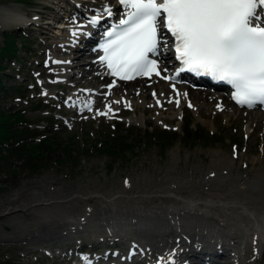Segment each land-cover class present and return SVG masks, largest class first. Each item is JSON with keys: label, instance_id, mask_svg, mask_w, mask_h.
<instances>
[{"label": "rangeland", "instance_id": "374dc122", "mask_svg": "<svg viewBox=\"0 0 264 264\" xmlns=\"http://www.w3.org/2000/svg\"><path fill=\"white\" fill-rule=\"evenodd\" d=\"M73 1L78 3L76 6L80 11L76 12L71 0H0V42L4 33L15 34L18 47L17 62L11 59L8 65V56L3 59L4 69L0 75L4 87L1 89L0 105L4 109L21 108L32 126L41 129L48 126L51 132L57 131L55 136L59 142L67 143L75 150L72 155L77 156L72 161L66 154L63 155L61 148H57L52 156H62L59 158L62 164L48 160L38 170L16 173L0 185V254L9 255L22 264H73L72 254L87 259L88 256L93 258L106 252L110 256L114 250L121 249L124 256L128 246L137 245L136 238L149 242L158 237L155 243L162 245L159 249L164 246L169 249L171 244L178 251L186 252L190 246L187 240L203 234L196 224L201 221L179 216L177 221L182 229L175 231V226L168 220L155 216L157 213L166 214L160 207L174 199L165 196L166 193L164 197L163 194L149 193L154 188L151 186L158 183V188H165L166 184L175 187L185 179L193 182L201 178L217 180L226 176L246 179L247 186L250 182L259 181L258 190L263 191L264 113L254 109H236L224 95L208 89L216 99L207 105L199 103L195 106L194 97L190 96V102L185 99L181 105L176 104L166 110L161 101L153 103L154 96L143 100L137 92L130 96V107L119 104L121 107L117 105L107 115H98V110L103 112L101 108L105 102L122 96L119 91L116 95L104 96L107 79L98 82L92 78L94 72L88 69L82 71V74L88 73L81 78L60 79V75H55L57 72H51L58 67L53 62L63 60L70 51L68 47H60L56 43L67 42L68 32L79 27L78 19V22L88 25L86 19L77 14L86 10L82 1ZM67 9L73 12L68 14ZM21 15L25 16L24 22L34 19L41 26L22 24L23 19L19 20ZM67 18L75 22L66 23ZM24 37L31 39L32 46H27L29 50L24 47ZM91 58L89 56L87 60ZM81 62L82 59L79 60ZM71 65L70 71L80 75L78 68ZM23 84L26 91L20 102L17 100L19 95L12 94L11 89ZM133 85L137 84L125 87ZM99 87L101 97L95 94ZM134 87V90L139 89L138 85ZM167 89H170L168 85ZM71 98L81 101L91 98L96 101V106H91L93 112L88 111L85 105L83 110L77 111L70 104ZM187 119L192 121L193 128L200 127L205 134L216 135V139H197L192 143L184 140L182 129ZM146 128L152 132L162 128L176 135L172 142L161 146L160 142L145 134ZM108 135L126 138L133 143L132 148L120 153L114 147L105 148L104 152L95 149L94 145L103 147L99 141L105 140L106 146ZM163 179L169 181L161 184ZM183 190L181 192L185 193ZM5 210H9L8 213ZM137 210L155 217L150 220L136 219L132 215ZM132 219L138 222L132 224ZM73 220L81 223L73 224ZM115 224L118 227L113 229ZM108 230L116 231L118 234L115 237L123 235L120 241L112 243L116 246L112 249L104 248L112 241L103 242L104 236L109 235ZM100 243L102 246L99 249ZM83 248L85 255H81ZM53 252H58V258L51 256ZM66 257L70 259L59 260Z\"/></svg>", "mask_w": 264, "mask_h": 264}, {"label": "snow or ice", "instance_id": "6c2138e0", "mask_svg": "<svg viewBox=\"0 0 264 264\" xmlns=\"http://www.w3.org/2000/svg\"><path fill=\"white\" fill-rule=\"evenodd\" d=\"M118 4L123 12L105 30L98 46L103 52L98 59L112 77L160 76L158 62L150 54L161 46L171 47L182 65L178 73L187 71L227 82L239 105H264V0H118ZM101 12L88 22L96 25L104 15H114L108 5ZM114 84L115 80L107 85L109 91ZM91 103L85 104L89 110ZM125 106L130 107L126 101ZM105 109L97 114L113 111L111 104Z\"/></svg>", "mask_w": 264, "mask_h": 264}, {"label": "bare ground", "instance_id": "6f19581e", "mask_svg": "<svg viewBox=\"0 0 264 264\" xmlns=\"http://www.w3.org/2000/svg\"><path fill=\"white\" fill-rule=\"evenodd\" d=\"M71 1L74 4V8L76 9V12L80 11V8H78L79 6H76L78 3L74 2L73 0ZM81 1H82V6H84L86 10H83L81 13H77V14L81 15L85 13V17H87L86 16L87 12L88 13L92 12L93 14L90 16V18L94 15H101L102 14L101 9L102 6L104 5L110 6L113 10L118 6L116 0H96V1L81 0ZM67 11H68L67 13L69 14L70 11L72 10L67 9ZM20 19H23L22 21H24L25 16L21 15L19 20ZM65 22L72 24L74 23V20L71 18H67ZM46 28L49 29V27ZM81 31H83L81 29V26L74 27L72 28V30L68 32L71 37L66 40L67 42L56 43L60 47L61 46L68 47L70 51L69 54L68 52L66 53L68 55H66L67 57L64 58L63 60L62 59L55 60V61H60L61 63H56L58 67L57 68L54 67V70H51V72L52 73L57 72L55 75H58L57 77H59L60 75V79H66L67 77H76V76L81 78L88 73L87 72L85 74H82V71L83 70L87 71L86 69H88L94 72L92 78H94L98 82L108 79L103 73L100 72L101 69L100 66L102 65L100 61L96 60V58L95 61L87 60V58L89 59V56L94 54L95 52L90 53L88 50L82 49L77 44L79 41L82 40H86L85 42L88 43V39L91 38V36L83 35V33L80 34L79 32ZM74 32L77 33V35H73ZM76 50H78L77 55L75 53ZM163 53L164 56H167L168 52L167 50H165L163 51ZM51 58L55 59L56 57L51 56ZM78 59L79 60L82 59V62L79 63ZM71 64H73L75 67L78 68L79 73H81L80 75L75 73L76 71L75 72L70 71V69L73 67ZM160 65H161V61H160ZM57 69L58 71H56ZM164 76L166 75L164 74ZM152 78L153 77L148 79H152ZM108 82H110V80H108ZM134 83L139 86L138 90H134L135 89L134 86L137 85L130 86L129 88L125 87V85L127 84H134ZM145 83L147 82H145V80L143 79L128 81V82L115 81V84L111 88V90L109 91L105 89L103 90V94L116 95V92L119 91L122 93V96L119 99L112 98L108 100L107 102L104 103V106L101 109L103 111H106L105 105L107 104H111L112 109H115L117 105L121 107V105L119 104H125V101L129 104L130 96L133 93H137V92L139 96L141 95V98L143 100L152 97L153 93H155L157 97L156 98L152 97L153 103L156 104L157 101H161L162 105H166V110H168L169 107H174L177 104L176 103L177 93L179 94L178 96L180 101L179 105H181L180 103L185 99H188L186 100V102H190L189 99L190 96L194 97L193 99L195 100L194 102L195 106L199 103L201 105H207L208 102L209 103L213 102L216 99L212 94H210L208 89L204 88L203 86L191 87L183 81H178L176 83V90L174 91L167 89V85L169 86L170 84H174V83H168L166 79L163 80L157 79V81H153L152 83H148V84ZM93 93L91 94V96L93 95ZM96 93L100 97L102 96L101 95L102 90L100 87L97 90H95V94ZM185 93L187 95H185ZM125 97H127V99ZM164 98L170 100L171 102L168 103L166 102V100L164 101ZM82 101L79 98L70 99V103L75 107H78L79 105L80 107L81 106L83 107L85 103L84 101H86V99ZM88 101H92L91 106L92 105L96 106L95 100L90 98L88 99ZM114 101H120V103H113ZM224 177L220 176V178L217 180L216 179L212 180L210 178L205 180L204 178H201L193 182L191 180L185 179L186 181L184 180V182H182L183 181L182 180L180 185L178 183L177 186L174 185L175 187L172 186L170 187L169 184H166V182H168L169 180L163 179V181H161V184L165 183L166 185H168L165 188L163 187L158 188L157 187L158 183H154L151 186L154 188H151L150 189L151 192L149 193H155L158 195L163 194V197L166 193L167 195L165 196H169L174 199L173 201L167 199L168 201H171V203L167 202L168 204H164V206L160 207L166 212V214L157 213L155 214V216L161 218H169L168 221L174 224L175 231L181 228V225H179L177 221V218L179 216L198 219L201 222L196 223L198 225L197 227L205 235L199 233L194 238H192L190 242L187 240L190 246L189 248L187 247L188 249L186 250V252L177 251V247H175V245L171 246V244L169 249L165 248V246L164 248L159 249V247L160 246L162 247V245H160L159 242L155 243V241H157L159 237L156 240L154 239V241H152L153 239L150 240L149 242L145 240L146 247L149 252V254H145L148 255L147 257H145V259L148 260L146 264H160L166 261L167 259H177L178 256H181L182 254L187 255L188 253H191L192 257L195 258L198 257L197 255L199 254L205 255L211 253L212 251H218L221 252V255H224V253L222 252L224 251V247H228V250L230 251L231 256L233 257L235 264H262L264 262V190L263 191L258 190L259 184L257 183L259 181L257 183H255V181L250 182V185L247 186L246 179L240 177H234V178L226 177L227 179H224ZM202 181H205L204 184H201ZM195 184L196 186H194ZM155 187L157 188L155 189ZM181 189L182 190L184 189L186 192L185 193L181 192L182 191ZM37 199L39 200V196ZM33 204L35 203L33 202ZM7 208L8 207H6V209ZM156 209H159V207H156ZM6 211L7 210H5V212ZM129 212L130 211L126 213ZM155 216H152L140 210H137L136 213L132 215V217H135L136 219H140V220H147ZM80 223L81 222L75 220L73 224H80ZM112 227L113 229H115L118 226L115 224ZM130 247L131 246L127 248V251L131 249ZM140 248L141 247L139 246L137 247V249ZM113 255L114 256H109L108 254H104L94 258L88 257V259L83 260V263L82 262L80 263V260L78 259L79 263L76 262L75 264H101V263L125 264L123 262L124 260L123 257L126 255V253L123 256L121 249H118L117 252L114 253ZM112 257L115 258L112 259ZM183 260H185V257H183Z\"/></svg>", "mask_w": 264, "mask_h": 264}, {"label": "trees", "instance_id": "16d2710c", "mask_svg": "<svg viewBox=\"0 0 264 264\" xmlns=\"http://www.w3.org/2000/svg\"><path fill=\"white\" fill-rule=\"evenodd\" d=\"M23 43H25L24 47H27L30 45V40L25 37V42L23 40ZM17 50L18 47L15 44L14 34H5L3 41L0 42V71L4 69L3 59L5 56H8L9 59H18ZM27 50H29V47H27ZM8 63L10 64V62ZM1 77L0 75V95L1 89L4 87ZM24 91L21 87L11 89L12 94L23 95ZM31 124L26 117V113L22 112L20 108L16 110L12 107L4 109L0 105V185L8 182L7 177L12 178L16 173L25 172L26 170L32 173L40 167L45 166L48 160L53 159L52 153L57 148H61L68 159L73 161L76 158V156L72 155L75 150L66 145L67 143H60L55 136V131L51 132L47 127L40 130L38 127H31ZM191 124V120H186L185 126L182 129V138L184 140L192 143L193 140L197 139H204L206 141H210L212 138L216 139V135H209L207 132L205 134L202 128H193ZM147 130L145 134L150 135V139L153 141L157 140L160 142L161 146L172 142L174 135H176V133L168 132L161 128H158L156 132ZM104 142L105 140L99 141L103 147L94 145V148L104 152L106 151L105 148L114 147L120 153L132 148L133 145L126 138L113 135H108L106 138V146ZM54 162L59 164L61 161L54 159ZM0 264L22 263L3 253L0 254Z\"/></svg>", "mask_w": 264, "mask_h": 264}]
</instances>
